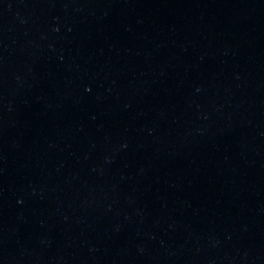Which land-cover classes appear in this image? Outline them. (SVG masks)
<instances>
[{"label": "water", "instance_id": "water-1", "mask_svg": "<svg viewBox=\"0 0 264 264\" xmlns=\"http://www.w3.org/2000/svg\"><path fill=\"white\" fill-rule=\"evenodd\" d=\"M0 264H264V0H0Z\"/></svg>", "mask_w": 264, "mask_h": 264}]
</instances>
